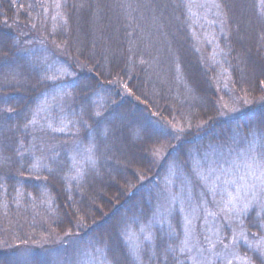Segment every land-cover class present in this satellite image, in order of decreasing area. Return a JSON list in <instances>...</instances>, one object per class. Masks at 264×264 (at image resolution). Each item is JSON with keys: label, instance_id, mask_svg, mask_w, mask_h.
<instances>
[{"label": "trees", "instance_id": "1", "mask_svg": "<svg viewBox=\"0 0 264 264\" xmlns=\"http://www.w3.org/2000/svg\"><path fill=\"white\" fill-rule=\"evenodd\" d=\"M46 2L0 0V264H55L48 250L67 240L111 264H187L179 215L156 224L155 211L197 154L264 138V3L219 0L214 55L186 0H58L47 19ZM41 48L73 75L53 79ZM59 85L70 126L38 134ZM86 155L76 172L73 157ZM143 226L150 239L136 251Z\"/></svg>", "mask_w": 264, "mask_h": 264}, {"label": "rangeland", "instance_id": "2", "mask_svg": "<svg viewBox=\"0 0 264 264\" xmlns=\"http://www.w3.org/2000/svg\"><path fill=\"white\" fill-rule=\"evenodd\" d=\"M186 1L193 31L198 40L201 44H208L214 55L218 54L219 38L225 33L224 13L219 0ZM46 5L49 6L44 7L46 19L59 15L58 0H54V4L47 0ZM42 50L41 48L39 51L53 79L64 82L65 78L73 75L65 62L50 58L48 51ZM59 87L57 93L50 96L37 113L33 126L38 134L46 131L61 133L67 131L70 126L69 108L63 103L64 89L62 85ZM43 137L39 135L37 140L45 147L46 140ZM253 156L261 158L256 160L255 165L251 159ZM90 160H92L90 155L77 160L73 157V163L76 162L78 165L75 171L78 172L79 168ZM262 160L264 138L258 136L247 138L238 134L233 136L226 146L197 154L188 170L177 169L169 176L166 192L155 211L154 222L170 223L173 215H179L182 231L181 250L184 249L181 253L187 264H194V260H199L200 264H227L228 260H231L232 264H241V261L227 255L228 251L241 258L249 257L246 253L249 250L247 245L242 241L233 244L232 236L234 232L238 234L242 230L248 234L250 241L254 236H264V228L257 226L255 230L249 228L247 219L254 213L257 224L264 221V192L260 191L257 182V189L249 195V188L241 179L245 175L250 176L251 171L258 173L256 166ZM246 196L249 200L258 197L260 203L251 205L248 211L237 219L233 208L242 206ZM147 227L143 226L130 235V243L136 251L144 240L150 239L149 233L145 231ZM56 242L63 243L60 240ZM75 244L67 240L58 247L50 246L54 247L49 248L48 252L55 264H111L102 252L86 251ZM224 245L228 248L226 249ZM251 261L252 264H256L252 259Z\"/></svg>", "mask_w": 264, "mask_h": 264}, {"label": "snow or ice", "instance_id": "3", "mask_svg": "<svg viewBox=\"0 0 264 264\" xmlns=\"http://www.w3.org/2000/svg\"><path fill=\"white\" fill-rule=\"evenodd\" d=\"M261 3H264V0H261ZM8 47H9V42L6 40L5 37L0 36V55L6 56L7 52H5L4 49ZM261 99H264V97H261ZM251 150L252 149L250 148V151ZM251 159L253 161V164L255 165L256 160L261 158L253 156L251 157ZM256 167L258 168V173L257 171H251L250 176L245 175L244 177L241 178L244 180L245 184H247L249 188V195L251 194V192H254L257 189V182L259 184L260 191L264 192V160H262L261 163ZM259 203H260V198L257 197L249 200L246 196L243 205L238 208H233V212L237 214V219H239V216L244 212L248 211L251 205H255ZM255 226L264 228V221L260 222ZM241 241L245 243L247 247L256 254V256L260 259L261 264H264V236H254V238L250 241L248 239V234H246L243 230L240 231L238 234L234 232L232 236L233 244H239ZM213 247H215V245H213ZM224 247L226 249L228 248L227 245H224ZM181 251H184V249H182ZM226 254L231 255L233 256L234 259L241 261V264H252L250 257L241 258L231 251H228ZM194 264H200V261L194 260ZM227 264H232V261L228 260Z\"/></svg>", "mask_w": 264, "mask_h": 264}]
</instances>
